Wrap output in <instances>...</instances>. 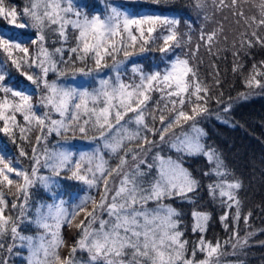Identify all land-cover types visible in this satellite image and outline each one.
<instances>
[{
	"label": "snow or ice",
	"instance_id": "6c2138e0",
	"mask_svg": "<svg viewBox=\"0 0 264 264\" xmlns=\"http://www.w3.org/2000/svg\"><path fill=\"white\" fill-rule=\"evenodd\" d=\"M176 3L103 0L104 9L98 11L96 5L76 0H27L22 7L0 0V19L32 31L28 39L21 38L26 33L0 32V133L18 149L17 157L0 142V264H9L3 253L17 247L28 250L27 264H224L223 256L243 252L252 233L240 237L235 230L223 241L205 238L211 213L198 208L192 195L198 194L201 181L179 159L153 149L167 144L184 155L205 156L212 168L203 175L216 177L207 184L208 195L228 209L220 221L227 231L234 208L232 221L239 224L242 182L228 179L232 173L216 149L205 147L206 132L198 126L211 101L222 104L226 113L233 104L224 102L222 91L213 92V84H221L214 61L213 84L201 74L199 52L203 47L219 57L221 44L227 50L229 25L234 23L239 34L231 40L237 61L232 71L240 73L249 90L239 92L237 99H248L255 89L264 92V60L254 61L247 71L238 62L242 51L251 55L249 49H264V0H196L204 23L195 29V44L192 22L166 14L177 12L171 7ZM50 40L60 46L49 48ZM152 51L164 54L163 68L146 69L132 61L126 80L129 59ZM10 68L40 90L39 107L33 92L10 82ZM106 68L112 75L99 79L98 87L49 79V73L91 77ZM217 119L230 123L219 114ZM53 135L58 138L55 144L49 140ZM76 140L91 147L77 148ZM25 144L31 146L30 153ZM19 157L30 165L25 167ZM62 180L85 188L70 193ZM37 185L50 194L52 203L30 204ZM175 198L193 205L191 231L200 235L191 249L181 228L182 212L165 203ZM149 202L155 206L149 207ZM9 209L19 210L18 215ZM250 216L248 212L243 217L245 224ZM24 219L42 231L22 234L18 221ZM65 228L75 229L71 244L63 235ZM78 252L87 253V258H78ZM197 252L202 254L199 259Z\"/></svg>",
	"mask_w": 264,
	"mask_h": 264
},
{
	"label": "trees",
	"instance_id": "16d2710c",
	"mask_svg": "<svg viewBox=\"0 0 264 264\" xmlns=\"http://www.w3.org/2000/svg\"><path fill=\"white\" fill-rule=\"evenodd\" d=\"M8 2L22 7L27 3V0H8ZM120 2H124V0H120ZM76 3H87L90 6L96 5L98 11H103L104 9L103 0H76ZM195 3L196 0H177L176 5L171 6L177 8V12L166 13L168 15H180L184 20H190L192 22V28L194 30L192 33L193 44H195L199 38V32L195 31V29L204 23L203 16L199 15L200 9L195 7ZM247 9L248 5H245V10L247 11ZM181 27L185 28L183 22ZM211 27L212 24L209 23L208 28ZM237 28L238 26L234 23L229 25V42L227 50H223L224 45L221 44L222 50L219 57L209 55L203 47L200 49L199 55L203 59V63L199 65L201 74L206 76L208 83L213 84V77L211 75L213 69L211 68V63L213 61L216 63L219 69L218 78L221 84L219 87L213 84V92L218 95L219 92L222 91L224 94V102L232 103L233 108L230 113H226L222 111V104L218 105L215 100L211 101L209 112L198 118V126L203 128L206 132V136L202 138L205 147L216 149L232 173L228 179L235 178L242 182V188L238 193L242 202V215L239 224L237 225L232 221V216L235 212L234 208L229 212V220L227 221L229 229L227 231L221 223L220 215L228 211V209L221 207L218 202L213 203L208 195L207 184L214 181L216 177L214 175H203L205 171H209L212 168V165L208 163L205 156L184 155L183 153H178L167 144L158 145L153 151L160 152L165 158L171 157L173 160L179 159L183 166L201 181L202 187L199 189L198 194L192 195H196V206L198 208L211 213V220L209 221L207 232L203 234L206 239L213 241L219 239L223 241L235 230L239 231L240 237L252 233V235L248 237V244L244 247L242 253L238 249L235 256L225 255L222 257L224 264H231V262L235 260H240L243 264H264V92H261L260 89H255V93L250 95L248 99H237L239 92L249 91L245 89L242 82L243 78L240 73H233L232 71L233 64L237 61L232 54L231 40L234 34H239ZM239 31H243V28L240 27ZM0 32L5 35L15 33L17 36L21 33H26V35L21 37L22 39H28L32 35V31L29 29H16L3 19H0ZM69 33L71 37L72 30L70 27ZM70 42L74 43V40L70 38ZM47 46L49 48H54L60 45L59 43L53 44L50 40ZM184 51L187 52V49L185 48ZM248 51L251 55H245L242 51L238 61L243 64L245 71L250 69L254 61L264 60V49H261L259 46L249 49ZM176 52L180 53L181 50L177 49ZM65 55L67 56V53ZM163 55L164 54L158 51H152L140 53L131 57L127 65L129 71L124 78L127 80L131 76L130 67L132 61L142 62L146 69L155 68L157 66L162 69L164 66L161 63ZM2 58V55H0V59ZM61 67H63V65H61ZM9 71L11 72L10 82L26 86L29 91L33 92V103L38 106L40 90L36 89L34 85H31L29 81L20 76L15 68H10ZM104 75L106 78L112 75L110 69H102L99 75L93 73L91 77H83L77 74L74 79L71 77V74L66 77L58 78L55 73H49V79H59L60 82H68L91 88L98 87V81ZM155 95L158 96L159 94L157 93ZM230 97L231 100H229ZM40 110L42 111V109ZM217 114L226 117L230 123L226 124L218 120ZM185 127H187V125ZM177 132H179V129H177ZM57 139L55 135L49 138L51 144H55ZM0 142L7 144L9 149L12 150L13 155L18 157V149H16V146L13 145L3 133H0ZM73 143L76 146L88 144L87 141L82 140H76L73 141ZM24 147L29 153L31 152L30 145L25 144ZM149 158L151 159V154ZM19 159L25 167L30 165L29 160L23 157H19ZM112 163H115V160H113ZM41 173L48 174L44 169H41ZM154 174L155 169L152 170V175ZM61 184L70 193H75L78 189L85 188V186L75 181L62 180ZM79 194L85 193L80 192ZM91 194L96 195V191L93 189ZM64 198L67 200L69 197L65 196ZM9 199L11 200L12 197L9 196ZM42 202L52 203V200L50 199V194L37 185L32 189L30 204L34 207ZM165 203L171 204L182 212L181 228L186 229L184 238L189 240V248L191 249L200 235L198 232L193 233L191 231V210L193 205L185 203L179 198L166 200ZM154 206L155 204L153 202H149V207ZM18 211L19 210L9 209L10 214L14 217L18 215ZM248 212H251V216L248 218V223L245 224L243 217L247 215ZM26 215L30 218L33 215V211L29 210ZM18 223L19 229L24 235L35 236L42 231L37 229L29 219H24L23 222L18 221ZM63 235L68 243L71 244L75 239V229L70 232L65 228ZM61 251L66 254L67 249H62ZM227 251L231 253L232 249L229 247ZM3 255L8 259L9 264H27L28 250L26 248L17 247L13 250V253H3ZM201 255L202 254L197 252V259L201 258ZM77 257L86 259L87 253L78 252Z\"/></svg>",
	"mask_w": 264,
	"mask_h": 264
},
{
	"label": "rangeland",
	"instance_id": "374dc122",
	"mask_svg": "<svg viewBox=\"0 0 264 264\" xmlns=\"http://www.w3.org/2000/svg\"><path fill=\"white\" fill-rule=\"evenodd\" d=\"M102 78H106L105 77V75L102 77ZM78 86H81V85H78ZM237 104V103H236ZM89 147H91V145L88 143L87 145H80V146H77V148H80V149H87V148H89ZM80 195H83V194H80ZM70 232H72L73 231V229H68ZM63 253H65V252H63Z\"/></svg>",
	"mask_w": 264,
	"mask_h": 264
}]
</instances>
